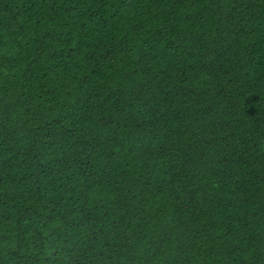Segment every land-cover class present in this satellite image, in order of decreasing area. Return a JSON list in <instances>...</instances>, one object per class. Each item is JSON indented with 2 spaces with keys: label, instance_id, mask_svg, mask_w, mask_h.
Here are the masks:
<instances>
[{
  "label": "trees",
  "instance_id": "trees-1",
  "mask_svg": "<svg viewBox=\"0 0 264 264\" xmlns=\"http://www.w3.org/2000/svg\"><path fill=\"white\" fill-rule=\"evenodd\" d=\"M0 264H264V0H0Z\"/></svg>",
  "mask_w": 264,
  "mask_h": 264
},
{
  "label": "bare ground",
  "instance_id": "bare-ground-1",
  "mask_svg": "<svg viewBox=\"0 0 264 264\" xmlns=\"http://www.w3.org/2000/svg\"><path fill=\"white\" fill-rule=\"evenodd\" d=\"M167 103V102H166ZM169 106V105H168ZM155 109V108H154ZM148 113V112H147ZM151 117H153V116H151Z\"/></svg>",
  "mask_w": 264,
  "mask_h": 264
}]
</instances>
